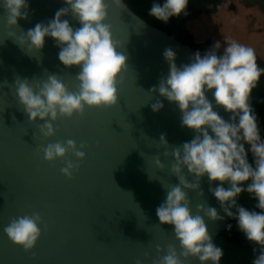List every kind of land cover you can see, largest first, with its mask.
<instances>
[{
  "label": "water",
  "instance_id": "obj_1",
  "mask_svg": "<svg viewBox=\"0 0 264 264\" xmlns=\"http://www.w3.org/2000/svg\"><path fill=\"white\" fill-rule=\"evenodd\" d=\"M27 2L28 16L18 19V27L8 26L6 14L0 10V264H136L138 260L150 264L165 254L157 253V245L166 249L173 244L179 250L173 226L159 224L156 216V208L166 197L163 185L178 184L170 171L173 158L164 155L160 136H165L170 153L195 133L181 126V113L174 103L150 89L158 87L168 74L165 49L176 52L178 67L189 63L197 49L148 23L124 1L122 8L111 6L104 23L110 25L113 40L120 44L117 51L127 57V71L117 81L116 104L86 106L82 115L58 118L53 122L55 135L43 138L39 133L43 121L28 119L16 95L15 79H34L35 86L48 74H58L69 91L75 92L79 67L68 68L58 60L59 49L50 37L33 55L9 35L18 36L37 23H46L66 6L63 0ZM63 19L79 27L70 17ZM207 95L211 100V93ZM157 100L163 107L154 112L151 105ZM248 102L252 104V94ZM214 110L228 119L222 107ZM68 139L85 152L82 160L71 152L52 162L43 159V147ZM81 144L85 145L82 149ZM248 147L245 144L246 150ZM157 156L162 169L154 164ZM65 160L79 164L70 179L60 171ZM184 172L193 182L194 176L186 169ZM200 186L203 196L186 190L193 213L196 204L206 203L224 217L217 221L205 217L215 243L230 218L209 192L207 176ZM33 212L42 217L41 236L26 252L11 242L3 229L12 218ZM186 264L199 261L189 258Z\"/></svg>",
  "mask_w": 264,
  "mask_h": 264
},
{
  "label": "clouds",
  "instance_id": "obj_2",
  "mask_svg": "<svg viewBox=\"0 0 264 264\" xmlns=\"http://www.w3.org/2000/svg\"><path fill=\"white\" fill-rule=\"evenodd\" d=\"M60 8L46 23H37L33 28L16 36L15 41L26 52L35 55L43 49L45 38L53 39L59 49L58 60L68 68L78 66L75 74L77 90L69 91L58 74L33 86L27 78L15 79L16 95L30 121H43L39 133L43 138L55 135L53 122L58 118L82 115L86 106L100 107L116 104L117 81L127 71V57L114 41L110 25L104 23L111 6L122 8L123 0H63ZM188 0H153L148 15L162 23L173 17L187 15ZM27 0H0V10L6 14V23L18 27V19L28 16ZM71 21L79 24L74 27ZM221 43L214 42L203 53L197 50L189 57V63L179 67L176 52L167 48L163 57L169 65L166 77L158 87L150 89L171 103L181 113V126L192 130L195 135L182 145L167 151L165 136L160 144L166 149L165 156L173 158L170 171L178 178V184L166 189L164 201L156 208L159 224L172 225L179 250L173 244L166 249L157 245V253L165 252L154 264H186L195 258L199 264H220L223 250L212 241L205 217L211 221L222 220L217 209L206 203H198L193 213L186 190L197 191L203 196L200 186L207 176L209 192L215 197L226 216L236 221L243 236L259 246V253L252 264H264V139L261 137L258 118L248 102L252 90L257 86L264 68L256 62L251 47L234 40H227L223 51ZM207 93H211L212 99ZM163 103L157 100L151 105L154 112ZM229 114L225 120L216 108ZM245 144L249 147L246 150ZM81 144L79 148H84ZM43 159L49 162L62 159L71 152L77 160L85 157L75 141L48 143L41 149ZM251 154V161L249 160ZM60 171L69 179L79 164L65 160ZM157 168L164 167L159 156L154 160ZM194 176L193 182L186 178L184 170ZM153 176L150 175V179ZM218 181L215 187L213 182ZM228 184L226 188L224 185ZM247 192L257 201L256 210H249L238 203L241 193ZM235 209L234 211L232 209ZM201 213L203 215H201ZM43 223L38 212L12 218L3 231L14 244L24 251L32 250L41 236L39 225ZM229 229L232 225H228ZM256 252V249H253ZM136 264H142L137 261Z\"/></svg>",
  "mask_w": 264,
  "mask_h": 264
},
{
  "label": "trees",
  "instance_id": "obj_3",
  "mask_svg": "<svg viewBox=\"0 0 264 264\" xmlns=\"http://www.w3.org/2000/svg\"><path fill=\"white\" fill-rule=\"evenodd\" d=\"M135 13L146 20L148 23L168 32L178 40L186 43L202 53L208 49L213 43L215 33H210L203 40H196V31L193 28L194 21L201 20V16L210 15L222 11L226 0H188L187 15L181 14L179 17L171 18L168 23H162L148 15L153 0H123ZM249 6H254L249 5ZM234 9V6H231ZM193 23V24H191ZM223 26V23H219ZM256 55L258 67L264 68V58L253 49ZM223 51V48L219 50ZM253 96L252 107L258 118V126L262 139H264V73H262L257 86L251 92ZM251 161V154H249ZM238 203L248 208L256 210L254 205L257 203L247 192L241 193L238 197ZM228 225H232L218 235L215 244L223 250V256L220 260L221 264H252V261L259 253V246L254 242L248 241L236 227V221L230 218ZM256 249V252L253 249Z\"/></svg>",
  "mask_w": 264,
  "mask_h": 264
},
{
  "label": "rangeland",
  "instance_id": "obj_4",
  "mask_svg": "<svg viewBox=\"0 0 264 264\" xmlns=\"http://www.w3.org/2000/svg\"><path fill=\"white\" fill-rule=\"evenodd\" d=\"M226 1L227 3L223 6L222 11L219 14L204 15L201 16V20L193 22V28L197 33L196 40H203L210 33H215L216 38H218L217 35H220L219 42L223 45H225L227 40H234L246 47L256 49L257 52L264 57V13L260 12L259 7L261 6L257 3V0ZM258 1L261 2V0ZM247 2L256 3H253L254 6L251 7L249 5L252 4H247ZM232 5L234 6V9H232ZM221 22L226 25L228 23H234L236 28L231 30V27L229 26L226 29L225 26L219 24ZM240 22H242L244 29L237 28V26H242ZM219 29H221V31H219ZM227 31L228 34H225ZM248 37H250V39ZM251 38L254 40L252 41Z\"/></svg>",
  "mask_w": 264,
  "mask_h": 264
},
{
  "label": "crops",
  "instance_id": "obj_5",
  "mask_svg": "<svg viewBox=\"0 0 264 264\" xmlns=\"http://www.w3.org/2000/svg\"><path fill=\"white\" fill-rule=\"evenodd\" d=\"M263 2H264L263 0H261V2L257 0V3L261 6V7H259L261 13H264V3H263ZM253 3H256V2H251V3L247 2V4H253ZM251 7H252V6H251ZM251 7H249V8H251ZM240 24H241L242 26H239V27L237 26V28H238V29H244L242 22H240ZM223 26H225L226 29L230 26V27H231V30L236 28V26H234V23H228L227 25H226L225 23H223ZM219 31H221V29H219ZM222 31H223V30H222ZM225 34H228V31L225 32ZM246 36H249V35H246ZM217 37H218V38H216V36H215V38H214V42L219 41V37H220V35H217ZM255 37H256V36H255ZM255 37H253V38H255ZM226 38H227V36H226ZM248 38L250 39V37H248ZM253 38H251L252 41L254 40ZM254 42H255V41H254ZM220 43H221V42H220ZM224 46H225V45L221 44V48H223ZM260 55H261V54H260ZM262 57H263V56H262ZM263 58H264V57H263Z\"/></svg>",
  "mask_w": 264,
  "mask_h": 264
},
{
  "label": "snow or ice",
  "instance_id": "obj_6",
  "mask_svg": "<svg viewBox=\"0 0 264 264\" xmlns=\"http://www.w3.org/2000/svg\"><path fill=\"white\" fill-rule=\"evenodd\" d=\"M154 261H155V260H151V261H150V264H154Z\"/></svg>",
  "mask_w": 264,
  "mask_h": 264
}]
</instances>
